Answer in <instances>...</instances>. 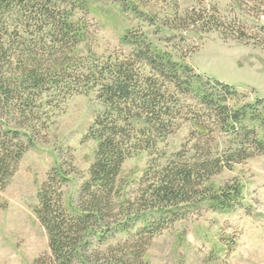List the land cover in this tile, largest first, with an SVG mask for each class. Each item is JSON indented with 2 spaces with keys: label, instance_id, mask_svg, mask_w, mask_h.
Instances as JSON below:
<instances>
[{
  "label": "trees",
  "instance_id": "trees-1",
  "mask_svg": "<svg viewBox=\"0 0 264 264\" xmlns=\"http://www.w3.org/2000/svg\"><path fill=\"white\" fill-rule=\"evenodd\" d=\"M56 1L0 0V190L66 95L95 90L104 110L87 130L97 142L88 179L69 212L62 192L67 173L60 165L48 171L35 211L48 250L33 264H127L128 259L112 248L98 252L100 241L109 233L126 231L149 212L157 227L174 220L182 204L226 203V191L212 192L207 181L222 168L264 152V138L242 123L251 104L235 108L227 102L236 93L231 85L204 83L187 65L154 52L142 36H134L136 46L121 59L77 55L85 25L71 21L68 12L83 8L84 0ZM179 21L190 30H213L225 39L264 47V0H231L223 13L214 6L193 7ZM182 98L194 102L191 119L198 142L219 132L229 145L213 152L205 142L196 157L154 168L135 201L144 206L127 205L130 199L120 195L117 180L123 161L135 150L153 151L157 141L172 132V118L184 108Z\"/></svg>",
  "mask_w": 264,
  "mask_h": 264
},
{
  "label": "rangeland",
  "instance_id": "rangeland-1",
  "mask_svg": "<svg viewBox=\"0 0 264 264\" xmlns=\"http://www.w3.org/2000/svg\"><path fill=\"white\" fill-rule=\"evenodd\" d=\"M56 2L61 4V0ZM84 3L83 8L68 12L71 21L85 25L77 55H93L99 61L121 59L136 46L134 36H142L154 52L187 65L204 83L210 80L212 85L218 80L231 85L236 93L227 102L235 108L251 104L253 113L249 110L242 123L264 138V47L225 39L213 30H190L179 21L193 7L214 6L227 12L231 0ZM226 97L231 98L229 94ZM180 103L184 108L172 118V132L159 139L153 151L135 150L123 161L117 180L120 195L130 199L127 205L145 204L135 201L153 177L154 168L170 160L196 157L205 142L213 152L229 145L219 132L198 142L191 119L194 102L182 98ZM103 110L95 90L66 95L47 127L23 153L16 171L0 190V264H33L48 250L46 231L35 212L40 186L48 171L60 165L68 178L62 187L63 205L73 212L95 157L97 142L87 136V130ZM207 184L217 194L226 191V203L205 200L187 208L182 204L184 209L174 220L157 227L152 226L154 217L149 212L126 231L109 233L96 245L97 251L112 248L117 256L128 259L127 264H264V152L222 168ZM100 262H105L104 258Z\"/></svg>",
  "mask_w": 264,
  "mask_h": 264
}]
</instances>
